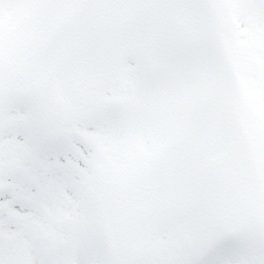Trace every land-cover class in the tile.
I'll list each match as a JSON object with an SVG mask.
<instances>
[{"label":"snow or ice","instance_id":"6c2138e0","mask_svg":"<svg viewBox=\"0 0 264 264\" xmlns=\"http://www.w3.org/2000/svg\"><path fill=\"white\" fill-rule=\"evenodd\" d=\"M0 264H264V0H0Z\"/></svg>","mask_w":264,"mask_h":264}]
</instances>
